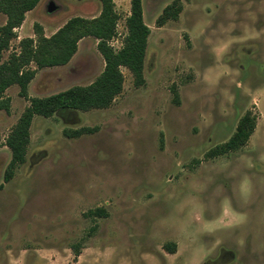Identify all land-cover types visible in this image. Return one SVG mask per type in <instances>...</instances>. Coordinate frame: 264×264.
Listing matches in <instances>:
<instances>
[{
  "label": "rangeland",
  "instance_id": "374dc122",
  "mask_svg": "<svg viewBox=\"0 0 264 264\" xmlns=\"http://www.w3.org/2000/svg\"><path fill=\"white\" fill-rule=\"evenodd\" d=\"M172 1L141 0L144 85L122 67L108 108L34 116L26 161L0 190V264H264V0H179L177 19L157 26ZM115 4L109 43L118 50L130 0ZM100 10L97 0H40L2 61L23 38L37 39L35 24L49 37ZM103 67L97 39L86 36L67 64L36 71L27 98L16 85L5 91L0 183L5 139L29 98L87 85ZM246 111L255 118L246 144L206 158ZM81 127L95 130L63 135Z\"/></svg>",
  "mask_w": 264,
  "mask_h": 264
},
{
  "label": "trees",
  "instance_id": "16d2710c",
  "mask_svg": "<svg viewBox=\"0 0 264 264\" xmlns=\"http://www.w3.org/2000/svg\"><path fill=\"white\" fill-rule=\"evenodd\" d=\"M39 1L0 0V14L5 16L4 24L0 25V98L13 85L19 88L20 96L27 98L28 85L36 71L67 64L77 50L78 41L86 36L97 39V50L104 60V67L87 85H73L48 96L29 98L28 106L5 139V146L10 150V160L3 171L0 190L13 178L15 170L26 161L30 126L34 116L49 118L64 112L70 116L76 111L108 108L123 89L122 67L131 73L136 86L145 84L143 68L150 28L143 20L141 0H130V14L125 19L127 31L123 45L118 50L109 43L116 35L119 19L114 0H97L101 4L98 16L91 19L72 17L49 37L40 34L41 28L35 24L37 39L23 38L19 42V50L10 53L8 58L2 61V53L8 49L10 40L16 36L15 29L20 27L25 14L34 9ZM181 9L179 0H173L157 17V26H162L168 20H176ZM31 64L35 67L32 68ZM175 97L177 99V96ZM254 128L255 118L250 111H246L237 121L232 135L208 150L205 157L213 158L239 149L246 144ZM94 130L95 128L81 127L64 129L62 132L65 137L75 138ZM89 213L99 217L106 216L102 208H95ZM164 249L174 253V244H165Z\"/></svg>",
  "mask_w": 264,
  "mask_h": 264
},
{
  "label": "crops",
  "instance_id": "0c3cea01",
  "mask_svg": "<svg viewBox=\"0 0 264 264\" xmlns=\"http://www.w3.org/2000/svg\"><path fill=\"white\" fill-rule=\"evenodd\" d=\"M118 0H114V3H117ZM116 5V4H115Z\"/></svg>",
  "mask_w": 264,
  "mask_h": 264
}]
</instances>
